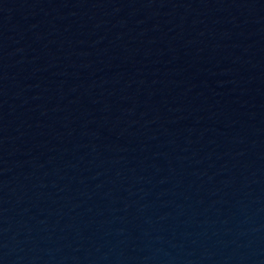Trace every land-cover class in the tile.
I'll use <instances>...</instances> for the list:
<instances>
[{"label": "water", "instance_id": "water-1", "mask_svg": "<svg viewBox=\"0 0 264 264\" xmlns=\"http://www.w3.org/2000/svg\"><path fill=\"white\" fill-rule=\"evenodd\" d=\"M0 264H264V0H0Z\"/></svg>", "mask_w": 264, "mask_h": 264}]
</instances>
